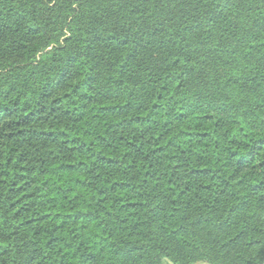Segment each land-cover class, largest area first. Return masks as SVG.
I'll list each match as a JSON object with an SVG mask.
<instances>
[{
  "label": "trees",
  "instance_id": "16d2710c",
  "mask_svg": "<svg viewBox=\"0 0 264 264\" xmlns=\"http://www.w3.org/2000/svg\"><path fill=\"white\" fill-rule=\"evenodd\" d=\"M264 264V0H0V264Z\"/></svg>",
  "mask_w": 264,
  "mask_h": 264
},
{
  "label": "rangeland",
  "instance_id": "374dc122",
  "mask_svg": "<svg viewBox=\"0 0 264 264\" xmlns=\"http://www.w3.org/2000/svg\"><path fill=\"white\" fill-rule=\"evenodd\" d=\"M195 264H209V263H207V262H198V263H195Z\"/></svg>",
  "mask_w": 264,
  "mask_h": 264
}]
</instances>
